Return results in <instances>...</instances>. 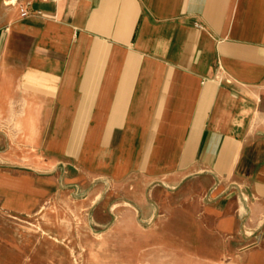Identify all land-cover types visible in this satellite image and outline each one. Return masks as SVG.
Listing matches in <instances>:
<instances>
[{
	"label": "crops",
	"instance_id": "0c3cea01",
	"mask_svg": "<svg viewBox=\"0 0 264 264\" xmlns=\"http://www.w3.org/2000/svg\"><path fill=\"white\" fill-rule=\"evenodd\" d=\"M29 8L0 0V123L34 156L0 172L3 208L72 199L168 264H264V0Z\"/></svg>",
	"mask_w": 264,
	"mask_h": 264
},
{
	"label": "rangeland",
	"instance_id": "374dc122",
	"mask_svg": "<svg viewBox=\"0 0 264 264\" xmlns=\"http://www.w3.org/2000/svg\"><path fill=\"white\" fill-rule=\"evenodd\" d=\"M7 134V123H0V172H30L34 156L9 154ZM84 211L71 199L21 215L6 211L0 202V264H168L167 252H159L160 256L152 250L125 249L127 242L142 248L146 233L131 228L128 236L94 232L86 218H78ZM117 216L114 213L113 223Z\"/></svg>",
	"mask_w": 264,
	"mask_h": 264
},
{
	"label": "built area",
	"instance_id": "2783aa9c",
	"mask_svg": "<svg viewBox=\"0 0 264 264\" xmlns=\"http://www.w3.org/2000/svg\"><path fill=\"white\" fill-rule=\"evenodd\" d=\"M4 3L8 7L18 6L22 17H27L30 14L29 0H4Z\"/></svg>",
	"mask_w": 264,
	"mask_h": 264
}]
</instances>
